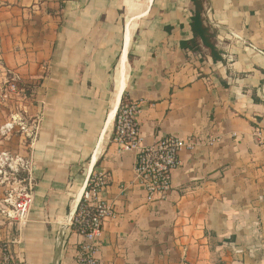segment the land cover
Returning <instances> with one entry per match:
<instances>
[{
    "label": "crops",
    "instance_id": "obj_1",
    "mask_svg": "<svg viewBox=\"0 0 264 264\" xmlns=\"http://www.w3.org/2000/svg\"><path fill=\"white\" fill-rule=\"evenodd\" d=\"M205 7L218 62L181 48L191 0H0V262L10 244L19 264H76L70 222L99 170L115 207L100 264H264V0ZM10 79L34 87L28 144L5 127L19 118L1 107ZM124 98L141 104L145 147L193 143L162 202L147 201L136 154L112 141ZM7 148L28 157L22 227L3 214L15 198L1 175Z\"/></svg>",
    "mask_w": 264,
    "mask_h": 264
},
{
    "label": "built area",
    "instance_id": "obj_2",
    "mask_svg": "<svg viewBox=\"0 0 264 264\" xmlns=\"http://www.w3.org/2000/svg\"><path fill=\"white\" fill-rule=\"evenodd\" d=\"M16 82L10 79L2 85L4 98H18L28 105L31 97L25 90H19ZM141 113L140 103L124 98L117 112L112 141L121 153L136 154V185L145 192L149 203H159L167 199L172 189L173 174L181 165L182 151L193 143L172 136L153 147H145L139 121ZM22 125V130L33 141L38 135V124L30 125L29 122L22 121ZM24 167L26 171L29 169L27 161ZM109 180L107 173L99 170L93 172L79 208L70 222L72 231L82 238V242L75 248L76 264H100L97 258L99 240L106 221L115 215L114 205L104 198ZM9 204L10 208L4 210L3 214L18 226H24L29 220L33 205V185L29 184L15 198L10 197ZM3 251L0 264H19L10 244H5Z\"/></svg>",
    "mask_w": 264,
    "mask_h": 264
},
{
    "label": "rangeland",
    "instance_id": "obj_3",
    "mask_svg": "<svg viewBox=\"0 0 264 264\" xmlns=\"http://www.w3.org/2000/svg\"><path fill=\"white\" fill-rule=\"evenodd\" d=\"M2 95H5V91H1ZM4 97V96H3ZM5 102L4 105H1V107L7 111H10L12 109V105H14V110L18 111L19 118L15 119V123L12 126L10 124L11 119L10 117H5V127L7 131L13 132V139H10V141H17V139L22 138L23 144H28L29 138L27 134H25V131L22 130V121L29 122L27 118V111L25 109V106L27 105L26 102L19 101L17 102V99L8 97L4 99ZM11 101L14 102V104L11 103ZM19 103V104H18ZM27 108V107H26ZM26 111V112H25ZM19 152V153H18ZM14 151L12 149H5L1 155L3 160V166L1 168V175L3 177V183L4 185V192L12 193L14 196H18L25 188L26 185L24 184V178L26 175V169L24 167L25 162L27 161L28 157L24 153H21L22 151ZM26 157V158H25ZM12 180V181H11ZM8 186V187H7ZM7 195V194H6Z\"/></svg>",
    "mask_w": 264,
    "mask_h": 264
},
{
    "label": "trees",
    "instance_id": "obj_4",
    "mask_svg": "<svg viewBox=\"0 0 264 264\" xmlns=\"http://www.w3.org/2000/svg\"><path fill=\"white\" fill-rule=\"evenodd\" d=\"M208 0H191L192 17L190 28L192 39L181 43L183 50L193 53H203L206 50L214 62L222 60L221 52L216 47V31L206 23V3ZM19 90H25L29 96H33L34 87L30 84L16 82Z\"/></svg>",
    "mask_w": 264,
    "mask_h": 264
},
{
    "label": "water",
    "instance_id": "obj_5",
    "mask_svg": "<svg viewBox=\"0 0 264 264\" xmlns=\"http://www.w3.org/2000/svg\"><path fill=\"white\" fill-rule=\"evenodd\" d=\"M88 184V183H87ZM86 190V189H85ZM85 192V191H84Z\"/></svg>",
    "mask_w": 264,
    "mask_h": 264
}]
</instances>
